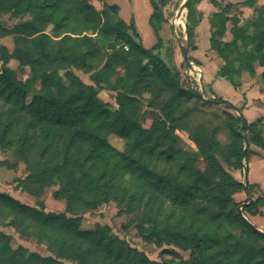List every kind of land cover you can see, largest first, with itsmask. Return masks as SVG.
Segmentation results:
<instances>
[{
  "label": "trees",
  "instance_id": "trees-1",
  "mask_svg": "<svg viewBox=\"0 0 264 264\" xmlns=\"http://www.w3.org/2000/svg\"><path fill=\"white\" fill-rule=\"evenodd\" d=\"M197 1L187 0V21L195 17ZM208 1L218 6V0ZM148 2V24L157 42L146 49L133 20L127 25L117 17L116 5L100 13L87 0H0V14L29 16L11 29L0 27L2 36L14 38L11 52L0 46V150L12 151L24 164L27 175L17 184L25 193L39 197L57 186L53 199L63 201L67 213L96 210L109 202L132 212L142 209L135 225L142 241L197 254L190 264H264V233L249 222L250 216L262 214L264 194L239 211L241 204L233 196L249 194L252 186L224 168L226 164L246 175L243 137L264 151V118L247 123L228 114L236 126L228 125L233 142L224 150L204 129L187 128L188 111L176 112L200 94L181 87L178 71L155 53L161 40L154 21H163L165 0ZM262 10L246 24L226 17L227 7L210 17V48L223 61L219 75L234 88L243 74L254 75L256 65L264 68ZM227 22L230 39L225 38ZM194 27L186 26L189 48ZM11 61L16 69L8 67ZM25 68L29 76L20 80L18 73ZM74 71L93 74L94 86L84 84ZM104 90L116 94V108L98 99ZM145 94L147 106L154 109L148 129L137 121ZM208 104L236 110L218 97ZM175 131H186L197 152L183 150ZM110 136L124 141L122 151L110 145ZM199 158L206 165L203 171L194 168ZM157 162L167 169L155 171ZM0 219L3 228L51 254L13 248L12 237L0 230V264H158L135 249L125 250L107 226L82 230L80 217L46 212L42 203L30 207L1 192Z\"/></svg>",
  "mask_w": 264,
  "mask_h": 264
},
{
  "label": "rangeland",
  "instance_id": "rangeland-1",
  "mask_svg": "<svg viewBox=\"0 0 264 264\" xmlns=\"http://www.w3.org/2000/svg\"><path fill=\"white\" fill-rule=\"evenodd\" d=\"M89 4L93 5L94 8L100 12H107L106 6L116 5L123 2V0H87ZM158 4L162 3V0H155ZM164 1V0H163ZM137 2L136 11L138 12V32L141 37V41L138 37V41L141 45L148 49L152 47L157 39L154 37L153 32L148 24V16L151 13V8L147 1L144 3V0H135ZM183 0H165V6L161 7V16L163 21L159 23L157 20L154 21V25L158 30V36L161 40L159 49L155 51L158 57L169 67L174 68L179 73V81L181 87L191 91L198 92L200 98H195L189 101L187 104L180 106L179 110L176 112V115H180L188 111V116L186 119L187 128L200 127L204 129L208 134L213 135L216 141L221 145V149L224 150L226 146L230 145L233 142V137L228 125L232 126V120L229 119L228 114L237 117L238 115L230 109L226 108L223 105H213L208 104L209 101L216 99L217 97L209 95L206 91L203 90V87L200 84L199 74L200 71L196 66V60L190 56V52L193 48L187 46V37L185 27L187 25L193 26L196 21V18L193 17L191 20L187 21V8L182 11L180 17H178V12L181 8ZM117 6V5H116ZM165 17L163 14V8L166 7ZM119 9V7H118ZM117 17L124 21L127 25L130 24V21L133 20L131 17L126 21V18L120 16L118 11ZM126 17V16H125ZM179 19V23L175 24V19ZM29 19V16L22 18H14L9 13L0 14V27L11 29L13 26L20 22H24ZM115 19L111 21L114 23ZM134 28L135 23L133 20ZM163 26V31L160 32L161 27ZM136 31V29H135ZM161 33V36H160ZM192 45H194V31L192 35ZM186 49V55L189 66H186L182 60V56L179 50V46ZM5 46L8 51H12L14 47V38L13 36H2L0 34V46ZM1 64V63H0ZM8 67L11 69H16L17 63L11 61L8 64ZM116 72L120 73L121 70L118 69ZM74 74L86 85L94 86L91 79L93 74H84L79 71H74ZM29 76V69L25 68L22 72L18 73V78L20 80H25ZM116 77L113 76L108 80V84H112ZM104 80V79H103ZM227 88L229 89V84L226 83ZM36 89L38 85L35 86ZM224 91V89H223ZM114 92L107 90L99 91L97 97L102 103L108 104L111 108H116ZM148 95H144L143 100L139 103V113L137 115L138 123L145 129H148L152 123V116L150 112H153V108L148 107L146 99ZM30 96H27L26 100L29 101ZM191 110H190V109ZM232 123V124H231ZM236 126V124H233ZM175 134L180 139V145L183 150L196 153V148L193 143L189 140L188 133L186 131H175ZM245 134H242L244 136ZM111 146H113L118 151H122L124 148V141L116 136H110L108 139ZM247 139L243 141V151L248 148V156L251 154L250 149L252 148ZM243 164H246L243 161ZM206 165L202 159L196 160L194 162V168L200 171L205 169ZM225 170L234 177V170L224 164ZM153 169L159 173L164 172L167 169V165L164 162H157L154 164ZM251 177L254 178L255 174L264 179V168L261 167L260 163L252 162L250 166ZM243 176L244 172H241ZM247 174V171H246ZM27 171L25 170L24 164L14 156L12 151H1L0 150V192L6 195H15L18 196L16 192H21L24 194L23 200L19 198L16 199L21 202V204L28 205L30 207H37L39 203L44 205L46 212H52L55 214H65L66 216L73 217L77 216L81 218L80 228L82 230H91L97 224L104 225L109 227L111 234L122 240L125 244V250L132 248L141 253H143L149 260L161 264L163 261H174L177 262L179 259L186 261L188 264L196 261L199 256L197 254L191 255L188 252H182L178 249L163 246L158 249L154 245L142 241L139 237L135 225L137 220L142 217L143 210L137 209L132 212L129 209L123 206H117L114 202H109L108 204H103L96 210H81L79 212L67 213L65 211V205L63 201H56L53 199V193L57 190V186H52L44 190L43 194L39 197H32L24 192L23 188L17 184V181L25 178ZM242 183L244 178L241 177ZM250 185V184H249ZM251 191L249 192L250 196L245 198L243 201H240L238 194L233 196V200L236 204H243L247 200H255L258 197H262L263 194L257 195L254 197L251 195V192L254 189V185H251ZM240 194V193H239ZM247 217V216H245ZM2 220L0 219V229L8 235H12L11 246L15 248L17 245L25 247L29 252H34L40 256H51L49 252L43 245L36 244L32 240H25L17 235L10 228H3L1 226ZM162 224V221L160 222ZM253 226V225H252ZM64 264H74L71 262H64Z\"/></svg>",
  "mask_w": 264,
  "mask_h": 264
},
{
  "label": "crops",
  "instance_id": "crops-1",
  "mask_svg": "<svg viewBox=\"0 0 264 264\" xmlns=\"http://www.w3.org/2000/svg\"><path fill=\"white\" fill-rule=\"evenodd\" d=\"M146 1L149 4L148 0H144V3ZM217 2L218 6L212 5L208 0H200L194 3L193 9L195 12L196 25L194 27V45L193 50L190 52V56L196 60L195 64L200 71L198 77L203 90L211 96L221 98L228 102L240 113L247 123H252L259 118H264V78L262 77L264 68L256 65L255 73L252 77L243 74L241 77V85L236 88L232 87L227 80L222 78L219 75V71L223 65V61L219 59L216 53L210 48V37L214 30L211 27L210 17L212 14L220 11L221 8L227 7L226 17H236L239 23L246 24L256 18L257 10L261 7L263 8L262 13L264 16V0H255L253 2H249L248 0H218ZM116 5L119 7L120 16L123 17V19L126 18L127 21L131 17L134 20L136 33L141 41L138 32L139 21L138 12L136 11V7H138L137 2H135V0H123L122 3ZM166 8L167 6L162 9L164 17ZM151 14L152 9L148 16V20ZM230 28L231 24L227 22L225 32L226 39L231 38L229 32ZM163 29L162 26L160 32L163 31ZM226 83L229 84V89ZM231 111L237 114L236 111ZM262 138L264 141V121L262 122ZM250 151L251 154L247 161V174L241 176L242 174L240 171H236L233 175L239 182L241 181V177H243L244 182L247 180L248 184L254 185L251 195L257 197V195L264 194V179L262 177L258 179L256 174L254 178H252L250 166L252 162H254L255 164L260 163L261 167L264 168V151L254 145ZM16 193L18 196L12 194L9 196L15 200L18 198L23 200L24 194L21 192ZM237 196L240 201H243L245 198L249 197L250 194L246 195L245 193H240ZM261 213V215L250 216L249 222L260 232L264 233V207L261 209ZM10 236L12 237L11 234Z\"/></svg>",
  "mask_w": 264,
  "mask_h": 264
},
{
  "label": "water",
  "instance_id": "water-1",
  "mask_svg": "<svg viewBox=\"0 0 264 264\" xmlns=\"http://www.w3.org/2000/svg\"><path fill=\"white\" fill-rule=\"evenodd\" d=\"M186 2H187V0H184V1L182 2L181 8H180V10H179V12H178V17L181 16L182 11H183V9L185 8V4H186ZM185 30H186V27H185ZM178 46H179V50H180V53H181L182 60H183L184 64H185L186 66H189L190 63L188 62V59H187L186 49H185V51H184V49L182 48V46H181L180 44H179ZM232 110H234V109H232ZM234 111L237 112L238 116H241L240 113H239L237 110H234ZM243 141H244V142L246 141V138H245V137H243ZM243 155H245V150L243 151ZM251 201H252V200H250L247 204H241V205L238 207L239 211L242 209V207H243L244 205H248V204H250ZM251 225H252V224H251Z\"/></svg>",
  "mask_w": 264,
  "mask_h": 264
},
{
  "label": "bare ground",
  "instance_id": "bare-ground-1",
  "mask_svg": "<svg viewBox=\"0 0 264 264\" xmlns=\"http://www.w3.org/2000/svg\"><path fill=\"white\" fill-rule=\"evenodd\" d=\"M178 23H179V19L177 18V19H175V24H178Z\"/></svg>",
  "mask_w": 264,
  "mask_h": 264
}]
</instances>
